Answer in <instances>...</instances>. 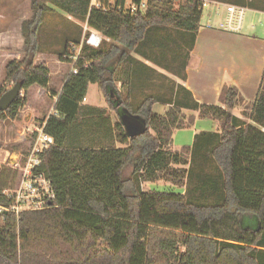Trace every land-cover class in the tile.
<instances>
[{"label":"trees","instance_id":"trees-1","mask_svg":"<svg viewBox=\"0 0 264 264\" xmlns=\"http://www.w3.org/2000/svg\"><path fill=\"white\" fill-rule=\"evenodd\" d=\"M101 1L32 0L33 15L22 29L24 57L5 67L0 97L17 82L23 95L0 110V120L17 118L33 87H50L52 70L36 62L46 14L66 13L105 38L92 47L78 27L53 53L77 69L60 91L52 90L57 98L45 116L44 130L55 142L41 154L39 172L51 181L56 199L45 209L0 214V264H264V73L253 101L225 84L220 104L200 103L180 83L166 87L164 97L131 99L116 84L121 65H132L139 79L154 77L145 60L186 78L201 2L148 0L145 10L132 14L127 0ZM219 1L264 12V0ZM91 83L105 93L116 120L106 108L84 103ZM158 101L170 105L165 114L153 110ZM242 104L250 123L232 113ZM184 109L218 122L220 131H201L192 146L172 151L174 131L195 120H186ZM125 113L145 123L142 133L128 136ZM31 145L27 139L13 148L22 164ZM20 176V166L0 164V205L8 203L2 190L16 187ZM158 181L185 191L143 189ZM244 215L256 216L258 229L245 228Z\"/></svg>","mask_w":264,"mask_h":264},{"label":"crops","instance_id":"crops-1","mask_svg":"<svg viewBox=\"0 0 264 264\" xmlns=\"http://www.w3.org/2000/svg\"><path fill=\"white\" fill-rule=\"evenodd\" d=\"M48 14L61 19L69 28L76 27L74 19L66 13L53 10V12ZM32 15V0H0V80L5 79V67L8 62L13 59L21 60L24 57L23 22L30 19ZM209 15L213 18V24L216 26L218 20L225 14L223 9L213 7L210 9ZM59 29L55 28L54 33H60L64 41L75 36L73 33L65 32L66 28L65 30L61 27ZM252 29L251 23L244 24V28L240 33H231L216 27L209 28L206 25H201L195 45L189 54L185 69L186 78L181 81L178 80L180 84L192 92L196 101L205 104H220V95L225 84L236 85L246 100L253 101L256 99L264 73V38L260 35L252 34ZM70 30L73 31V29ZM51 41L48 45L49 49L44 51L43 39L41 40L40 48L42 53L37 56L36 62H45L50 69L52 64L58 65L54 73L51 71L52 79L50 87H48L50 91L42 87L38 89L41 95L42 93L44 95L46 91L52 92L49 95L53 98L54 103L57 96L54 95L55 93L52 90H61L71 68H68L66 73H63L62 66L64 63L55 60L54 58L57 57L53 55L57 51V41L53 39ZM145 63L151 67V70L152 68L155 70H152V75L157 77L156 79L153 76L139 79L133 72V66L128 64L121 65L115 73L119 91L123 93L129 91L131 99L140 100L143 98L148 94L146 88L154 89L150 93L164 96L166 85L165 82L161 84L158 78L168 81L170 77H174L166 70L152 65L150 61L145 60ZM149 69L145 68V71L148 73ZM55 75H58L59 89H56L53 85V76ZM163 75L167 76V78ZM161 88L162 91L160 90ZM44 101L43 97V103ZM158 106L159 110L156 111ZM169 107L168 103L158 101L153 105V110L159 114H165ZM233 110L232 113L235 114ZM21 113L22 109L17 118L21 116ZM186 114L195 116L194 123L191 126L174 131L172 142L169 145L172 151H181L184 146H192L195 135L201 131H220L218 122L210 118H201L198 111L184 109L183 115ZM45 116L42 118L43 122L46 121ZM117 145L122 146L121 144ZM159 182L156 183L159 184ZM156 183H151V185ZM149 184L148 182L143 183V189ZM168 185L174 188V185ZM183 189L180 192H184Z\"/></svg>","mask_w":264,"mask_h":264},{"label":"rangeland","instance_id":"rangeland-1","mask_svg":"<svg viewBox=\"0 0 264 264\" xmlns=\"http://www.w3.org/2000/svg\"><path fill=\"white\" fill-rule=\"evenodd\" d=\"M219 1V0H216ZM221 2V1H220ZM233 4V3H230ZM237 5V4H235ZM243 7V6H242ZM222 8V7H221ZM247 8V7H246ZM210 7H205L203 10L202 18H201V25H206L209 14H210ZM220 12V11H219ZM75 26L73 28H69L68 25H65L61 19H57L52 14H46L45 17V23L43 26V49L45 51L48 50V45L51 40L57 41V51H61L63 47V39L62 35L59 33H54V29L57 28V30L61 27L65 32L73 33V35H77L78 29L82 27V32L84 35L89 33V29L86 26L85 23H81L74 19ZM251 23L253 26L252 34L260 35L264 38V12L247 9L246 11V17H245V25ZM80 24V25H78ZM79 27V28H78ZM85 27L87 29H85ZM70 29H73L71 31ZM60 30V29H59ZM42 43V42H41ZM57 60V58H54ZM171 61V59H170ZM151 63V62H150ZM152 65H155L151 63ZM157 66V65H155ZM70 64H63V73H66L67 69L70 68ZM159 67V66H157ZM58 68V65L52 64L51 69L53 73ZM160 68V67H159ZM161 69V68H160ZM63 75V74H62ZM171 76H174L173 78L170 77V79L167 81H164L163 78H158L161 84L165 82V85L167 87H177L179 84L178 80L181 81V79L172 73H170ZM58 75L53 76V85L56 87V89H59V79L57 77ZM157 77H154L156 79ZM3 80H0V86L3 84ZM14 85H9L8 90L12 88ZM165 87V92L163 93L164 96L167 94V89ZM39 86L33 87L30 92L28 93V99L25 104V106L22 108V113L20 114L18 118L15 119H6V120H0V164H4L7 166H13V165H20L22 164V156L20 152H16L13 150L14 146L18 143L24 142L26 140V134L28 135V138L30 139L32 136L30 128L40 126L42 124V118L45 115H48V113L53 112V98L49 95V92L46 91L43 95L39 92ZM162 91V88L160 89ZM172 90V89H171ZM123 91V90H122ZM146 91L148 93L154 91L153 88H146ZM43 92V91H42ZM21 95H23V91H21ZM163 96V97H164ZM43 97H44V103H43ZM86 104L91 105H98L100 107L106 108V110L109 112V114L113 117L114 120H116L117 116L115 114V111L110 108V105L107 102V98L105 96V93L99 88V86L96 83H91L89 86L87 97L84 101ZM44 106V107H43ZM45 111L43 112V110ZM243 109H245V106L242 104L239 107L234 108L233 112L235 115L239 118V121L241 124H246L252 122L251 119L243 114ZM159 110V106L156 108V111ZM185 118L188 120L190 118V115H184ZM178 166V165H177ZM185 167L189 168L188 165H184ZM168 184H171L168 181H160L159 184H152L151 183L144 187L146 191H152L156 189H160V191H164L162 189H165V191H177L180 192L182 188L175 186L174 188L170 187ZM173 185V184H171ZM169 187V188H168ZM184 190V189H183ZM157 191V190H156ZM185 191V190H184ZM242 224L245 228H251V229H258L259 227V221L256 216L253 215H244L242 218Z\"/></svg>","mask_w":264,"mask_h":264},{"label":"built area","instance_id":"built-area-1","mask_svg":"<svg viewBox=\"0 0 264 264\" xmlns=\"http://www.w3.org/2000/svg\"><path fill=\"white\" fill-rule=\"evenodd\" d=\"M114 3V0H111ZM148 0H127L125 10L132 14L138 11H143L147 7ZM180 1V0H179ZM201 2V7H217L224 10V16L221 17L216 26L213 24V18L209 15L206 26L216 27L231 33H240L245 24L246 11L248 8L240 5L223 3L216 0H198ZM96 6H102L101 0H92ZM222 7V8H221ZM85 29H87L85 27ZM89 29V28H88ZM105 40L104 36L96 30H90L85 35V41L88 45L98 48ZM74 62L78 59V55L71 56ZM73 62V63H74ZM71 71L77 72L74 64ZM45 122L40 126H35L30 129L31 138L26 134V140L32 142L29 153L26 156L23 164H18L21 167L20 180L14 188H4L2 194L7 199L8 203L0 205V214L5 212H14L20 214L26 210H39L51 207L56 199L55 192L51 181L41 172L39 168L42 165L41 154L49 149L55 142L53 136L47 134L44 130ZM35 134V137L33 136Z\"/></svg>","mask_w":264,"mask_h":264},{"label":"water","instance_id":"water-1","mask_svg":"<svg viewBox=\"0 0 264 264\" xmlns=\"http://www.w3.org/2000/svg\"><path fill=\"white\" fill-rule=\"evenodd\" d=\"M22 91V83L17 82L12 88L7 90L0 97V110H7L11 104L15 101V99L21 94ZM122 122L125 126L127 134L129 137H134L140 133H142L145 129V123L137 117L130 116L129 114L122 115Z\"/></svg>","mask_w":264,"mask_h":264}]
</instances>
